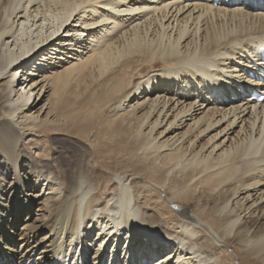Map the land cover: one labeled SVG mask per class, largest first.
<instances>
[{
  "label": "bare ground",
  "instance_id": "6f19581e",
  "mask_svg": "<svg viewBox=\"0 0 264 264\" xmlns=\"http://www.w3.org/2000/svg\"><path fill=\"white\" fill-rule=\"evenodd\" d=\"M262 4L0 0V264H264ZM84 81L111 115L95 130L61 114ZM48 134L56 159L62 135L90 155L39 163L27 150ZM120 143L155 184L114 174Z\"/></svg>",
  "mask_w": 264,
  "mask_h": 264
},
{
  "label": "rangeland",
  "instance_id": "374dc122",
  "mask_svg": "<svg viewBox=\"0 0 264 264\" xmlns=\"http://www.w3.org/2000/svg\"><path fill=\"white\" fill-rule=\"evenodd\" d=\"M238 1H240V3H241V0H238ZM263 7H264V4L261 5V8H263ZM221 24H217V27L220 29H223V28L227 29V27H230L228 25L229 22H224ZM144 65H147V63H145ZM161 67H162L161 63H158V65L155 66V68H161ZM149 69L150 68H149V64H148V67L145 68L144 73L148 72ZM77 83L73 82L72 84H69L67 86V88L65 89L64 95H63V102H64L65 106H64L63 110L61 111V114L64 116L73 117L75 114H77L80 111L78 118H80V120H82V117H83L84 119L82 121L85 120V117L86 118L88 117L89 119L92 118V119H90V121L91 120L92 121L94 120V121L93 122L91 121L92 122L91 126L95 130L96 129L95 127H97L96 126L97 125L96 120L109 121L111 119V115L107 114V110H106L107 106L105 107L104 106L105 104H103L102 101H94L96 98L95 96L97 95L96 93L93 94L94 93L93 92L94 87H92L90 84H87L86 81L82 82L81 84H77ZM90 95H94L95 98L90 99ZM80 115H83V116H80ZM58 137L59 138L54 137L56 139V141L54 143H55V146L57 147V150L59 152L58 159H56V155L53 156V154L51 152L52 149L50 148V143H49V138H51L50 134H48V137H41L39 139L40 142L38 143V148L41 147V148H39V150H37V151H32L30 149L27 150V152L29 153V156L36 158L39 161V163H42V164L43 163H45V164L46 163H52V166L54 165L55 168L58 169L59 167H57L52 162L53 157H55V161L61 163V165H62L61 167L64 170L71 171L73 169L74 164H76V162L80 159V157L82 158L88 154L90 155L89 147L83 139H80L77 137L74 138V137H70V136L68 137L65 135L58 136ZM29 139L30 138H27L26 141H29ZM89 140H91V139H89ZM94 146H96V145L94 144ZM113 146L114 147H112V151H113L112 154H114L115 157L119 156L118 158H120L122 156L120 158L121 159L120 163H119L120 166L116 164V166H115L116 168L114 167L115 169H113V170H115L114 171L115 173L113 172L114 174L121 173L123 171L125 172L128 170L132 174V177L135 178L134 181H135L136 185L138 184L139 187L142 188L143 187L142 185H145V184H155V181H154L153 176H152L153 174L151 172L152 170H151V168L148 167V165L145 162H143L142 159L144 157L142 156V154L140 153V151L138 150L137 147H135L131 143H120V144L113 145ZM96 148H98V146H96ZM0 152H1V150H0ZM95 153H97V152L95 151ZM103 164L106 167L109 166V163H105L104 161H103ZM107 171H108L107 169L101 170V176L103 179H107V177L110 178V174ZM2 177H4V176L2 175ZM181 187L182 186L177 187V188H181ZM100 189L103 190L101 186H100ZM109 189H110V187L108 188V190ZM165 190L167 191V195L170 197L173 194V192L176 190V187H173V189H172V191L174 190L173 192L171 191V189H167V187H165ZM46 193L47 192H45L44 194L46 195ZM192 193H194L193 186L188 187L184 194L191 195ZM204 195H206V193L195 194V196H193L194 201L190 202L189 207L191 209H194L195 203H196L195 199L199 198V196H200V197H202V200H205ZM161 197L162 198L164 197L163 193L161 194ZM34 213H36L38 216L41 215V212L38 211V209L36 207L32 208L31 215H34ZM25 215H27V211L25 212ZM211 218H212V215L207 217V219H204V221L206 223L212 224V226H213L215 222ZM216 219L218 220V218H216ZM227 241H229L228 244L231 246V248H233L235 250V247L237 246L236 242H234L233 240H230V239H227ZM235 252H237V254H239L237 250H235ZM163 254H160V255L162 256ZM220 259H222L221 261L223 262L224 258L220 257ZM238 260H240L241 264H256L255 260H250V259L248 260V258H246V259L240 258ZM226 261L227 260H225L224 262L226 264H228Z\"/></svg>",
  "mask_w": 264,
  "mask_h": 264
}]
</instances>
